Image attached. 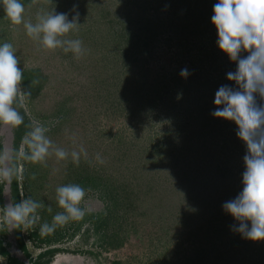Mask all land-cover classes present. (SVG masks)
<instances>
[{
	"label": "rangeland",
	"instance_id": "374dc122",
	"mask_svg": "<svg viewBox=\"0 0 264 264\" xmlns=\"http://www.w3.org/2000/svg\"><path fill=\"white\" fill-rule=\"evenodd\" d=\"M217 2L21 0L33 23L41 9L69 20L79 13V30L63 37L82 40L79 59L43 50L0 5V44L16 49L31 117L69 152L17 159L11 185L0 182V217L10 202L43 205L33 228L0 223V264H264V239L234 231L239 222L222 207L242 191L246 145L234 121L212 115L219 87H236L227 79L236 63L211 21ZM19 111V127L0 125V151H18L31 130ZM80 146L77 165L70 154ZM69 183L86 190L89 211L41 235L40 225L64 211L56 188Z\"/></svg>",
	"mask_w": 264,
	"mask_h": 264
},
{
	"label": "clouds",
	"instance_id": "9594fccd",
	"mask_svg": "<svg viewBox=\"0 0 264 264\" xmlns=\"http://www.w3.org/2000/svg\"><path fill=\"white\" fill-rule=\"evenodd\" d=\"M33 4L37 0H32ZM5 17L13 26L23 24L26 35L37 41L43 50L62 49L64 53H73L76 59L87 51L80 39H65L68 33L79 30V13L68 18L67 13H57L55 8L41 9L36 15V22L25 21L24 4L21 0H0ZM211 17L218 33V47L236 63L235 71L227 73V79L234 81L236 87L222 85L215 93L214 103L218 107L212 115L234 121L236 135L246 145L243 157L245 171L242 173V191L232 200L223 204V209L239 222L233 230L251 240L264 239V0H218L213 5ZM15 30V29H13ZM247 53L242 56V53ZM16 49L10 42L0 44V125L19 127L24 123V116L31 119V130L21 140L19 150L5 147L0 151V182L11 185L17 175L15 161L23 159L32 163H42L52 154L58 160L69 157L64 148L55 146L46 135L49 127L35 118L27 106L30 91L21 89L23 72L18 67ZM180 75L187 77L189 72L183 69ZM37 83L32 81V84ZM86 156L83 146L73 150V163L79 164L81 154ZM96 159L104 160L97 154ZM7 193V192H5ZM86 190L79 184L69 183L56 188V199L64 211L56 213L51 224L40 225V234L53 233L58 227L71 220L84 217L86 207H81ZM43 205L31 197L19 203H8L4 207L0 223L8 231L17 228H33L40 221L37 210ZM51 211V208H48ZM250 222V226H249Z\"/></svg>",
	"mask_w": 264,
	"mask_h": 264
}]
</instances>
